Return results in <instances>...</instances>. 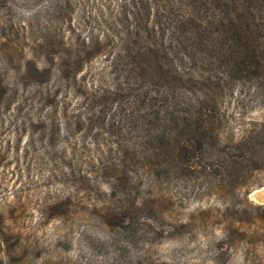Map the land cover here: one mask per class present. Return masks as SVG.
Segmentation results:
<instances>
[{
    "label": "rangeland",
    "instance_id": "374dc122",
    "mask_svg": "<svg viewBox=\"0 0 264 264\" xmlns=\"http://www.w3.org/2000/svg\"><path fill=\"white\" fill-rule=\"evenodd\" d=\"M142 18L168 75L129 82ZM0 264H264V0H0Z\"/></svg>",
    "mask_w": 264,
    "mask_h": 264
},
{
    "label": "trees",
    "instance_id": "16d2710c",
    "mask_svg": "<svg viewBox=\"0 0 264 264\" xmlns=\"http://www.w3.org/2000/svg\"><path fill=\"white\" fill-rule=\"evenodd\" d=\"M143 10H146L145 4ZM149 23L150 20H148L147 23V21L145 22L142 18L141 25L138 27L134 24L131 25L135 31L127 41L128 49L123 52V56H121L120 60V68L117 69V72L129 82L134 79L141 81L149 75H158L159 77L168 75L167 72L165 73L163 70V66L165 67L167 62L170 61L168 57L169 53H167V50L164 48L165 40L161 37V33L156 29V27L158 28V25L155 24L150 27ZM249 29L250 21H243L241 17L230 19L228 25H226V31L228 32V35L231 36L229 38L234 41L237 40L243 42V39L250 38L251 34L245 33L246 30ZM146 38L149 39L148 42L145 40ZM174 39L176 40V38H173V40ZM180 52L182 51L180 50ZM182 53L185 55L184 52ZM135 82L136 81H134L133 85L130 87L131 89H133ZM141 98L144 103L150 105L147 109V114L152 115L153 117L156 116L158 119H160V114H163L164 116L161 119V122H163L164 126L167 127L171 123H175L178 127L183 128V125L180 124V122L183 123V121L178 117H173L176 116V111L174 110L175 104L174 101H172L174 100L172 96L170 99L167 97L162 99V97H159V92H157L156 95H152L150 91H146L141 94ZM160 104L163 105L160 106ZM207 117V115L203 114L202 116H198L197 120L192 121L197 128V133H200H196V137L192 139L193 142L202 144V138L208 135L207 133L209 129L213 128L215 119L212 118L207 120ZM185 120V125L188 126V119L185 118ZM252 142V139H246L238 145L242 150V153L241 155L235 156L236 159L234 160H236V165H245L248 161H255V164L258 163L257 160L246 157V154L243 152L246 147L247 149L250 148L249 146Z\"/></svg>",
    "mask_w": 264,
    "mask_h": 264
}]
</instances>
